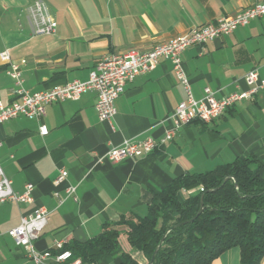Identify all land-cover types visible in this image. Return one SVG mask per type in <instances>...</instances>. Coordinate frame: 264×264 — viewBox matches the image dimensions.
<instances>
[{"label":"crops","instance_id":"1","mask_svg":"<svg viewBox=\"0 0 264 264\" xmlns=\"http://www.w3.org/2000/svg\"><path fill=\"white\" fill-rule=\"evenodd\" d=\"M34 1L0 0V52L8 50L13 61H25L21 78L29 92L87 81L107 55L130 49L148 52L262 0H41L57 28L52 35L39 36L33 34L26 13ZM182 61L196 100L204 97L205 89L217 98L247 90L244 76L250 70L264 75V17L230 35L187 48ZM6 68L0 62V101L4 104L13 100L14 88ZM186 98L171 63L160 60L152 71L125 85L114 102L110 122L98 120L96 94L86 92L77 101L46 108L41 123L48 128L47 136L39 134L38 121L25 117L0 124V167L12 190L21 193L25 184L33 185V203H0V264H33L8 231L36 208H44L49 220L34 248L54 255L58 242L63 246L84 243L106 223L143 217L153 193L176 177L208 172L249 156L263 164L264 176V89L251 100L236 102L210 123L194 121L183 126L149 155L97 162L126 141L151 138L160 143L171 126L170 116ZM60 170L68 175L54 185ZM68 186L76 188V202L66 196ZM198 190L181 191L179 198L184 200ZM118 230L119 253L105 254L96 264H119L120 253L148 264L130 247L126 226ZM210 264H240L239 248L224 252Z\"/></svg>","mask_w":264,"mask_h":264},{"label":"built area","instance_id":"2","mask_svg":"<svg viewBox=\"0 0 264 264\" xmlns=\"http://www.w3.org/2000/svg\"><path fill=\"white\" fill-rule=\"evenodd\" d=\"M26 13L33 27L34 35H52L56 32L57 24L41 0H35L26 9ZM264 17V0L246 8L232 17H223L215 23H208L199 28H192L186 34L178 36L168 42L155 45L148 52L130 49L121 54H110L103 57L90 72L88 80L84 82L72 81L62 86H55L48 90L29 92L23 87L21 67L24 60L19 62L11 59L8 50L0 52V62L7 66L5 73L13 81V100L4 104L0 101V124L25 117L40 123L39 134L48 135V128L41 123L46 115V108L53 103L66 100L77 101L83 93L93 92L97 100L95 111L100 122H110L115 115V100L123 93L127 83H131L138 76L152 71L160 60H167L172 65V71L184 87L187 98L180 102L170 116L171 126L165 130L160 143L151 138L140 141H126L119 147L111 148L97 159L98 163L107 160L117 163L124 159L135 160L151 154L159 144L171 141L177 131L194 121L210 123L221 117L226 110L236 102L251 100L260 90L264 89V75L260 76L256 69L250 70L244 76L247 90L236 92L217 98L209 89H205L204 97L196 100L189 89V80L183 69V52L195 45H202L209 41L232 34L235 30L247 26L251 21ZM1 146V141H0ZM67 171L60 170L53 181L59 185L65 181ZM33 185L25 184L21 193L14 192L11 181L6 178L0 167V203L12 202L16 204H31ZM76 188L68 186L66 196L77 201ZM49 220V213L44 208H36L31 214L22 216L20 223L8 231V235L15 244L24 249L26 256L33 264H81L74 259L70 251H61L63 244L58 242L54 248L56 254L49 251L37 252L34 242L40 237Z\"/></svg>","mask_w":264,"mask_h":264},{"label":"trees","instance_id":"3","mask_svg":"<svg viewBox=\"0 0 264 264\" xmlns=\"http://www.w3.org/2000/svg\"><path fill=\"white\" fill-rule=\"evenodd\" d=\"M263 164L254 156L199 174L172 179L153 193L147 213L135 222L106 223L84 243L63 246L81 263H98L119 253V226H126L130 247L150 264H210L239 248L240 264H261L264 258ZM199 188L180 200L181 191ZM201 213L198 215L199 210ZM96 251V253H94ZM56 254V253H55ZM154 256V257H153ZM119 264H138L120 253Z\"/></svg>","mask_w":264,"mask_h":264},{"label":"water","instance_id":"4","mask_svg":"<svg viewBox=\"0 0 264 264\" xmlns=\"http://www.w3.org/2000/svg\"><path fill=\"white\" fill-rule=\"evenodd\" d=\"M201 211H202V208L199 210L198 215L201 213ZM152 260H153V258H152ZM152 260H151L150 264H152Z\"/></svg>","mask_w":264,"mask_h":264}]
</instances>
